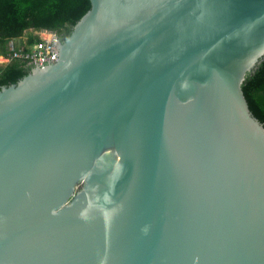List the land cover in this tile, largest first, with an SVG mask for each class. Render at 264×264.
<instances>
[{"label":"water","instance_id":"water-1","mask_svg":"<svg viewBox=\"0 0 264 264\" xmlns=\"http://www.w3.org/2000/svg\"><path fill=\"white\" fill-rule=\"evenodd\" d=\"M89 3L0 88V264H264V0Z\"/></svg>","mask_w":264,"mask_h":264},{"label":"trees","instance_id":"trees-1","mask_svg":"<svg viewBox=\"0 0 264 264\" xmlns=\"http://www.w3.org/2000/svg\"><path fill=\"white\" fill-rule=\"evenodd\" d=\"M89 8V0H0V41L21 37L27 30H45L63 41ZM40 40L34 35L26 43ZM30 68L19 59L10 60L0 67V88L15 84ZM242 91L250 112L264 126V59L246 75Z\"/></svg>","mask_w":264,"mask_h":264},{"label":"built area","instance_id":"built-area-1","mask_svg":"<svg viewBox=\"0 0 264 264\" xmlns=\"http://www.w3.org/2000/svg\"><path fill=\"white\" fill-rule=\"evenodd\" d=\"M39 42L22 49L12 51L8 59H19L27 65H36L40 68L54 63L57 59L58 37L51 33L42 34Z\"/></svg>","mask_w":264,"mask_h":264},{"label":"crops","instance_id":"crops-1","mask_svg":"<svg viewBox=\"0 0 264 264\" xmlns=\"http://www.w3.org/2000/svg\"><path fill=\"white\" fill-rule=\"evenodd\" d=\"M31 32H32L31 30H27L24 32V34L21 37L15 39H9L6 41H0V67L8 64V62L10 61L8 59L9 53L27 47L26 42L27 39L29 38L27 37V34H31ZM33 33L35 34L37 33L41 35L43 34L40 32H33Z\"/></svg>","mask_w":264,"mask_h":264},{"label":"rangeland","instance_id":"rangeland-1","mask_svg":"<svg viewBox=\"0 0 264 264\" xmlns=\"http://www.w3.org/2000/svg\"><path fill=\"white\" fill-rule=\"evenodd\" d=\"M34 35H37L38 37H45L44 35H41V34H35V33H33V32H31V34H27V37H30V36H34Z\"/></svg>","mask_w":264,"mask_h":264}]
</instances>
